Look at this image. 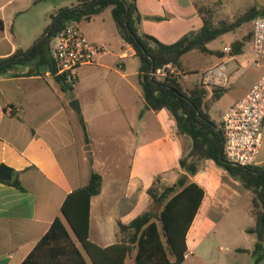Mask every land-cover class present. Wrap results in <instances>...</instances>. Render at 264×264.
Listing matches in <instances>:
<instances>
[{
    "label": "crops",
    "instance_id": "1",
    "mask_svg": "<svg viewBox=\"0 0 264 264\" xmlns=\"http://www.w3.org/2000/svg\"><path fill=\"white\" fill-rule=\"evenodd\" d=\"M80 1L0 0V41L9 43L0 46V57L29 49L33 46L28 44L29 38L37 40L44 33L47 27L38 31L31 26L35 20L29 17L31 10L46 2L37 10L52 18L59 9ZM203 2H218L215 24L233 22L252 6L259 9L254 19L264 14V0H238L236 10H243L239 16L226 12L229 0H137L140 28L164 43H173L201 29L204 13L199 7ZM22 18L31 24L15 27ZM253 20L223 45L245 38L243 51L228 54L222 47L221 54H216L218 58L210 64L227 61L230 84L220 98L212 99L218 102L240 78V70L250 65L260 68L247 78L217 120L207 103L213 91H208L204 111L220 128L230 106L264 74V59L260 65L255 64L252 52ZM119 35L114 41L118 46L111 50L107 44L113 41L91 39L92 43L104 45L106 51L96 56L94 64L79 68L75 89H67L68 83L54 76L50 68L38 73L33 62L18 75H0V167L12 170L11 180L0 179V264H23L57 217L67 224L86 264H94L62 214L68 194L86 185L93 169L102 175L103 185L101 192L91 198L89 239L103 247L119 240V222L129 223L150 209L151 186L172 185L185 173L180 161L191 151L192 139L180 133L175 117L166 107H148L140 82V65L133 64L135 49L120 32ZM47 48L53 58L52 40ZM75 98L80 112L70 106ZM198 164V171L189 176L203 187L205 195L187 232L188 249L181 264H209L216 249L226 253L217 264H250L255 261L251 251L257 236L248 233L247 228L256 220L252 211V218H248L236 208L240 193L235 187L244 188L242 183L212 159ZM14 180L23 188L10 183ZM241 248L248 251H239ZM136 250L133 247L127 257L128 264L134 261ZM239 253L248 258L240 260ZM255 264H264V259Z\"/></svg>",
    "mask_w": 264,
    "mask_h": 264
},
{
    "label": "trees",
    "instance_id": "2",
    "mask_svg": "<svg viewBox=\"0 0 264 264\" xmlns=\"http://www.w3.org/2000/svg\"><path fill=\"white\" fill-rule=\"evenodd\" d=\"M136 1L81 0L78 4L61 8L52 15V24L47 26L33 46L0 57V75H18L32 62L38 73H41L40 65L43 63H48L51 71L55 72L47 44L70 21L91 19L107 7H112L122 38L135 49V55L140 59L139 76L148 107H166L175 117L180 133L192 139L191 151L180 161L185 173L172 185L161 187L155 183L148 189L151 199L161 205V210L157 213L149 209L129 223L119 222V240L116 243L103 247L89 239L91 198L101 192L103 185L102 175L94 169L86 185L68 194L62 214L94 264H128L127 257L135 246L137 250L131 264H181L188 249L187 232L205 195L203 187L191 180L189 175L198 171L200 160L212 159L253 193L251 211L256 221L254 226L247 228V232L257 236L251 252L255 263H258L264 259V164L239 165L225 157L224 132L204 111L208 94L206 88L201 84L187 88L176 77L159 79L152 72L170 61L182 68L183 55L192 50L221 54L220 50L211 49L208 44L253 20L259 9L252 6L233 22L223 21L218 25L210 17L204 16V24L199 31L187 33L173 43H164L141 30V15ZM199 10L211 16L214 13L210 7L202 6ZM245 40L233 42L231 54L241 53ZM57 78L63 80L59 76ZM224 91V88L214 89L213 99L220 98ZM83 126L86 130L84 121ZM10 183L23 188L18 180ZM159 224L164 231V238ZM239 251L248 249L241 248ZM23 264H86V259L65 221L57 217Z\"/></svg>",
    "mask_w": 264,
    "mask_h": 264
},
{
    "label": "built area",
    "instance_id": "3",
    "mask_svg": "<svg viewBox=\"0 0 264 264\" xmlns=\"http://www.w3.org/2000/svg\"><path fill=\"white\" fill-rule=\"evenodd\" d=\"M54 76H59L70 85L77 87L79 68L96 62V56L105 52L106 47L92 43L83 33L77 20L70 21L52 39ZM223 51L231 54L232 45L227 44ZM252 52L255 64L264 59V15L253 20ZM51 70V69H50ZM156 78L179 77L181 68L173 61L154 69ZM230 84L227 61L212 64L202 72L201 85L208 91L225 88ZM225 157L239 165H257L258 155L264 141V74L252 88L237 102L230 106L223 116Z\"/></svg>",
    "mask_w": 264,
    "mask_h": 264
},
{
    "label": "rangeland",
    "instance_id": "4",
    "mask_svg": "<svg viewBox=\"0 0 264 264\" xmlns=\"http://www.w3.org/2000/svg\"><path fill=\"white\" fill-rule=\"evenodd\" d=\"M237 2L238 0H229V2H227L228 7H226L225 9L226 12L239 16L243 10H236L237 9L236 5L238 4ZM45 4L47 5L48 3L45 2L44 4H40V6L37 9L40 10V8H42ZM202 6H204L205 8L210 7L212 10L215 11L218 9V2L208 3V4H205L203 2ZM37 9L31 10V12L29 13L31 14V16L29 15V17L35 19L33 20V23L32 24L30 23V24L32 27L36 28L38 31H41V30H44L49 24H52L53 19L50 16H47V17L43 16L42 13H39V10ZM203 13H204V16L210 17L213 22H216L214 13L212 16L210 15V13L206 11ZM77 22L79 24V27L83 31V33L89 38L90 41L92 38H102L103 40L113 41L112 42L113 44H107L108 45L107 47L110 50L114 49V47L116 49V45L118 46V43L116 44L114 41L117 40L116 38L120 36L119 35L120 31L113 17L111 7H107L100 14L96 15L93 19L83 18L82 20H79ZM220 22L218 24H220ZM30 24H27V19L22 18L21 21L18 20L14 26L18 27L19 25H23L24 27V25H30ZM249 25H250V22L248 21L245 25L241 26L235 31H232L230 33L227 32V33L220 35L218 38L212 40L208 44V47L212 49H216V50H221L224 43L230 40L232 35L239 34L241 31H243L245 27H248ZM7 29H10V26L8 24H7ZM0 30H1V25H0ZM249 34H250V31L247 32L248 36H250ZM11 37L14 39V35H11ZM35 41L36 39L32 40L31 38H29L27 42L29 45H34ZM8 45L9 43L7 42V40L2 39L0 41V46L5 47ZM217 58L218 57L216 54L204 53L199 50H192V51L187 52L182 57V63H183V66L181 68L182 75L179 77V80L187 88L193 87L196 84H201L203 70L206 67H208L213 61H215ZM140 63L141 62L138 57H135L133 59V64L135 67L139 66ZM259 70L260 68L257 67L256 65H250L247 69L240 70V72L238 73L239 74L238 77L240 78L237 80L236 83L230 85L231 87L227 90L228 94H226L225 97L221 101L218 102L216 100H212L213 96L207 100L210 111L215 120L219 119L221 113L225 111L226 107L230 104V102L234 98V95L241 89L244 82L248 80L247 78L249 79L252 78L254 75L258 73ZM69 86H70L69 84H66L67 89H69ZM257 161H258V164L264 163V144L262 145ZM235 188H236V192L240 193V199H239L238 204L236 205V208L242 209V213L244 214V216H247L248 218L250 217L252 218L253 215L251 214V207H252L253 193L246 188L245 189L242 187H235ZM154 204H156V202H154L151 199L150 209L153 207ZM159 229H160L162 237L164 238V231L162 229L161 224H159ZM214 253L215 254L213 258L209 257V264H217L224 260L225 254H226L225 251H220L216 249ZM228 256H229V259H233L234 257L232 254H229ZM238 257L240 258V260H244V261L248 258L247 255L240 254V253ZM226 258L228 257L226 256ZM250 264H255V261H252Z\"/></svg>",
    "mask_w": 264,
    "mask_h": 264
},
{
    "label": "water",
    "instance_id": "5",
    "mask_svg": "<svg viewBox=\"0 0 264 264\" xmlns=\"http://www.w3.org/2000/svg\"><path fill=\"white\" fill-rule=\"evenodd\" d=\"M28 68L30 67L29 65L27 66ZM50 68V66L48 64H41L40 65V69L41 71H46ZM70 106L76 110L77 112L81 111V107H80V103L79 100L77 98L73 99L70 102ZM0 179L1 180H11L12 179V170L8 167L5 166H1L0 167ZM161 208V205H159L158 203L154 204L153 207L151 208V211H155V212H159Z\"/></svg>",
    "mask_w": 264,
    "mask_h": 264
}]
</instances>
